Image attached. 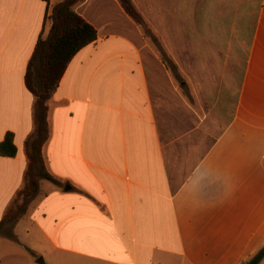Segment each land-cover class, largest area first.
I'll use <instances>...</instances> for the list:
<instances>
[{"label": "crops", "instance_id": "0c3cea01", "mask_svg": "<svg viewBox=\"0 0 264 264\" xmlns=\"http://www.w3.org/2000/svg\"><path fill=\"white\" fill-rule=\"evenodd\" d=\"M60 1L0 0V142L11 133L16 147L0 154V220L23 185L35 126L27 64ZM217 1L133 0L152 24L156 15L201 16L187 26L185 54L169 44L165 75L171 83L182 70L199 101L231 114L196 136L205 113L169 139L164 112L178 115L179 91L143 57L147 44L132 39L140 28L118 0L77 5L98 36L48 103L44 155L60 185L40 182L13 229L25 240L20 259L4 249L0 264H245L264 244V0H240L231 26L217 24Z\"/></svg>", "mask_w": 264, "mask_h": 264}, {"label": "trees", "instance_id": "16d2710c", "mask_svg": "<svg viewBox=\"0 0 264 264\" xmlns=\"http://www.w3.org/2000/svg\"><path fill=\"white\" fill-rule=\"evenodd\" d=\"M49 2V0H43ZM84 0H62L52 7L49 19L51 26L45 37L37 40L33 53L28 61L25 84L35 97L34 131L25 141L27 166L22 187L7 206L0 220V236L15 238L13 229L28 212L31 203L37 196L42 180L60 185L46 167L44 148L50 136L49 101L55 93L66 68L76 53L97 39V30L76 11L78 4ZM126 15L152 38L158 37L151 29L149 22L138 10L133 0H118ZM164 64L170 66L166 55L161 49ZM0 154L14 156L16 147L11 133L6 134L0 142ZM264 259V244L245 262L259 264Z\"/></svg>", "mask_w": 264, "mask_h": 264}, {"label": "rangeland", "instance_id": "374dc122", "mask_svg": "<svg viewBox=\"0 0 264 264\" xmlns=\"http://www.w3.org/2000/svg\"><path fill=\"white\" fill-rule=\"evenodd\" d=\"M238 2L240 0H221L220 2L217 1L215 7V11L217 14H214L213 16L218 20L217 24L222 22L225 23L227 26H231L233 24V12L234 8L238 7ZM245 2V0L243 1ZM226 6L222 10L219 9L220 7ZM234 5H236L234 7ZM227 14H224L225 11ZM211 16V17H213ZM197 17L201 16H189L187 15H179L177 16H171V15H161V16H152L155 20V24L149 23L151 29L153 30L154 34L158 37V40L153 41L152 38L146 36L142 30L141 35L136 34L132 39H134L139 46H143L145 43L147 44L142 49L143 57L147 60V62L150 64V66L158 73L160 72L162 75V79L164 82V87L166 86L170 90V86L177 87L179 94V101H180V108L178 115H171L167 112H164V120H163V127H161L162 134L164 135L165 139H169L171 136H174L176 133L183 134L186 131H190V129L197 124L200 119H203L205 115L207 114V120L205 121V124L201 126V128H198L196 131H193L192 134L202 135L204 130L205 132H210V129L212 131L213 128L210 127L209 122H212L214 119H228L230 117V112H224L219 111L218 109H215L216 107L214 105V99H212L214 96L211 97V103L210 105H207V102H203L202 99L204 96L197 95L196 92L193 89V86L191 83L188 82V79L186 75L183 73V71L177 72V80L172 79L171 83L166 77L165 72L169 71L171 67L167 66L166 64L162 65L159 56L162 54L161 49L163 48V52L166 56L171 55L170 53V47L169 44H172L175 46V49L179 51V54H185L186 53V39L188 34L187 26L190 24V22H193L192 19H194L195 24H197ZM241 17L243 18V21H247L249 23V15L242 14ZM144 18L147 20V16H144ZM148 21V20H147ZM221 24V23H220ZM231 24V25H230ZM155 25V26H154ZM137 26V25H136ZM223 26V25H222ZM138 27V26H137ZM158 28V30L156 29ZM216 31V30H215ZM213 32V29L211 30V36H215V39L218 41L220 37H217L216 32ZM228 38V37H227ZM167 59V58H166ZM183 67V70H186V63H183L180 65ZM172 69H174L172 67ZM168 72V73H169ZM170 74V73H169ZM165 87V88H166ZM222 101L223 97L221 96ZM205 107V111L203 108ZM207 107H211L209 110H207ZM206 113V114H205ZM165 122L168 124V126L165 125ZM208 122V125H207ZM174 124L173 126H171ZM21 227V226H20ZM8 232H5L3 235L0 236V252H2L4 249L8 250L9 253H13L15 261L18 262L20 259V255H18L21 250L20 246L24 245L20 241H25L23 236L21 235V231L16 229L14 231L15 238L7 236ZM21 244H20V243ZM25 246V245H24ZM11 257V256H10ZM32 259L35 261H38L37 257L34 255L29 254L28 261H32ZM25 263V260L22 261V264ZM41 263V262H40ZM264 264V260L260 263Z\"/></svg>", "mask_w": 264, "mask_h": 264}, {"label": "water", "instance_id": "95a60500", "mask_svg": "<svg viewBox=\"0 0 264 264\" xmlns=\"http://www.w3.org/2000/svg\"><path fill=\"white\" fill-rule=\"evenodd\" d=\"M68 189H70V186L69 185L66 186V190H68Z\"/></svg>", "mask_w": 264, "mask_h": 264}]
</instances>
